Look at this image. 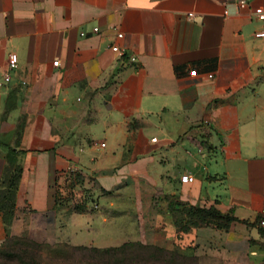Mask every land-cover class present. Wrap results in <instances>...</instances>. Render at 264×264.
Returning <instances> with one entry per match:
<instances>
[{"label":"crops","instance_id":"obj_1","mask_svg":"<svg viewBox=\"0 0 264 264\" xmlns=\"http://www.w3.org/2000/svg\"><path fill=\"white\" fill-rule=\"evenodd\" d=\"M239 1L0 0V182L22 169L0 244L264 264V0ZM193 208L227 227L181 230Z\"/></svg>","mask_w":264,"mask_h":264},{"label":"trees","instance_id":"obj_2","mask_svg":"<svg viewBox=\"0 0 264 264\" xmlns=\"http://www.w3.org/2000/svg\"><path fill=\"white\" fill-rule=\"evenodd\" d=\"M0 182V215L3 223L9 224L14 216L16 188L22 169L15 165L12 157ZM222 215L214 209L193 208L187 212L185 223L181 230L188 226H217L227 227V222L219 223ZM231 218L227 217L226 220ZM64 248H58L47 243H40L31 238L6 233L0 244V264H5L3 258H13L18 264H40L41 251L49 250V254L64 256L66 252L78 253L77 262L87 264H197V259L190 253H181L177 249L168 250L153 244L141 242H126L119 246L88 247L72 246L64 243Z\"/></svg>","mask_w":264,"mask_h":264},{"label":"built area","instance_id":"obj_3","mask_svg":"<svg viewBox=\"0 0 264 264\" xmlns=\"http://www.w3.org/2000/svg\"><path fill=\"white\" fill-rule=\"evenodd\" d=\"M246 4H247V3H246L245 0H240V1H239V7H240V8L245 7ZM258 18L261 19V20H264V14H260V15L258 16ZM97 30H98V27H94V28H93V32H96ZM81 34L83 35L84 33H81ZM258 35L264 36V30L260 31V32L258 33ZM122 37H123V33H121V32H117V38H122ZM111 49H112L113 51H115V52L121 54V55L124 54V53L126 52V48H125V47H123V46H119V45H116V44L112 45V46H111ZM130 59L134 61V60H135V57H134V56H130ZM53 65H54V66H57V65H58V61H53ZM8 67H9V69H15V68L17 67V56H16L15 53H10V54H9V56H8ZM195 73H196L195 70H191V71H190V74H192V75H194ZM9 81H10V75H9V73H5V74L3 75V77L0 79V87H2L5 83H7V82H9ZM151 140H152V141H155L156 138L153 137ZM101 146H104V143H101ZM192 180H193V177L190 176V175L184 174V175L181 176V181H182V182H191ZM260 224H261V225H264V220H262V221L260 222Z\"/></svg>","mask_w":264,"mask_h":264},{"label":"rangeland","instance_id":"obj_4","mask_svg":"<svg viewBox=\"0 0 264 264\" xmlns=\"http://www.w3.org/2000/svg\"><path fill=\"white\" fill-rule=\"evenodd\" d=\"M68 196L66 197V199L71 200L74 197V192L71 190L69 193H67ZM88 200L94 201L91 198V195L86 196ZM37 241V240H35ZM37 242L40 243H47L49 245L55 246L57 245L58 248H64V243L65 242H44V241H40L38 240ZM9 257V256H8ZM3 258V262H5V264H18L17 261L13 258ZM77 259H79V254L78 253H72L71 251L66 252V254L64 256H55V255H51L49 254V250L43 249L41 251V263L40 264H87L86 262L82 261V262H77Z\"/></svg>","mask_w":264,"mask_h":264}]
</instances>
